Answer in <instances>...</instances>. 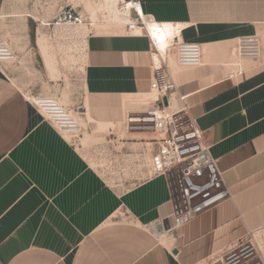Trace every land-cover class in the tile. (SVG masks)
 <instances>
[{
  "label": "crops",
  "instance_id": "crops-1",
  "mask_svg": "<svg viewBox=\"0 0 264 264\" xmlns=\"http://www.w3.org/2000/svg\"><path fill=\"white\" fill-rule=\"evenodd\" d=\"M140 1L170 35L203 46V65L182 69L170 57L169 66L230 198L167 235V245L146 230L170 214L171 190L165 176L141 175L137 151L150 134L125 127L146 104L154 59L149 39L122 21L87 38L77 148L0 66V264H200L264 223V0ZM253 34L262 59L231 72L237 39ZM99 162L140 179L117 188Z\"/></svg>",
  "mask_w": 264,
  "mask_h": 264
},
{
  "label": "built area",
  "instance_id": "built-area-1",
  "mask_svg": "<svg viewBox=\"0 0 264 264\" xmlns=\"http://www.w3.org/2000/svg\"><path fill=\"white\" fill-rule=\"evenodd\" d=\"M120 9L127 18L126 32L145 35L149 39L154 59L150 85L153 97L146 99V104L141 109L129 112L125 127L129 131L150 134L142 139V146L137 151V163L142 177L163 175L169 182L172 206L170 214L146 226V230L160 241L161 235L175 236L180 227L223 203L231 194L224 172L219 168L212 152V143L207 138L206 131L192 117L186 102L187 95L179 92L175 72L169 66L172 54L176 55L182 69L203 65L202 44L182 40L179 37L180 31L172 39L166 37L161 29L151 31L150 25L156 23V20L144 12L140 0H123ZM43 25L58 30L75 25L88 26V23L83 13L66 5ZM77 40L79 46L85 47L82 50L86 52L84 38ZM161 44L165 45V54L159 48ZM235 47L242 58L256 62L262 59L263 40L258 34L239 37ZM17 59L18 55L11 45L0 40V64L15 63ZM237 74L238 72H233L232 76ZM25 98L72 146L77 148L82 144L85 127L77 118L79 106L66 105L56 96L43 93H31ZM109 164L122 174V166L113 162ZM259 238L263 248L259 244ZM240 247V251H237ZM263 256L264 223L205 264H261L252 262L256 257Z\"/></svg>",
  "mask_w": 264,
  "mask_h": 264
},
{
  "label": "rangeland",
  "instance_id": "rangeland-1",
  "mask_svg": "<svg viewBox=\"0 0 264 264\" xmlns=\"http://www.w3.org/2000/svg\"><path fill=\"white\" fill-rule=\"evenodd\" d=\"M120 2L121 0H0V40L10 44L18 55L17 62L0 66L5 68L24 92L54 95L66 105L79 106L84 93L86 52L75 37L90 31L101 32L108 27L119 28L123 21ZM66 5L83 13L88 26L53 30L43 25ZM43 47L50 53L51 69L43 57ZM95 159L100 158L95 156ZM98 166L106 179L120 189L128 188L140 179L139 176L134 179L125 178L123 173L119 174L109 163L99 162ZM240 249L241 247L237 251ZM254 262L264 264V256L256 257L252 263Z\"/></svg>",
  "mask_w": 264,
  "mask_h": 264
},
{
  "label": "bare ground",
  "instance_id": "bare-ground-1",
  "mask_svg": "<svg viewBox=\"0 0 264 264\" xmlns=\"http://www.w3.org/2000/svg\"><path fill=\"white\" fill-rule=\"evenodd\" d=\"M121 1H123V0H121ZM120 4H121V2H120ZM120 4H119V8H120ZM120 12H121L122 15H123V21H124V26H125V24H126V22H127V18H125L124 13H123V11H122L121 9H120ZM45 23H47V21H46ZM91 25L93 26L92 23H91ZM78 26H86V25H75V26H70V27H64V28H61V29H68V28H73V27H78ZM160 29H161V31L164 33V35H165L166 37L171 38V39H172V38L175 36V34L177 33V32H175L174 35H170V34L166 31L164 25H162V23H159L158 21H156V23L150 25V30L153 31V32H155L156 30H160ZM90 32H91V31H90ZM90 32H88V33H84V34H82L81 36H79V37H75V38H84L85 45H87V39H86V37L90 34ZM159 48H160L162 54H165V52H166L165 45H164V44H161ZM202 50H203V46H202ZM42 54H43V57H44L45 60H46V64H47V66L51 69V68H52V61H51V58H50V53L45 49V47H43V49H42ZM156 57H157V56H156ZM170 57H173V58H174V60L176 61L177 65H178L179 68H180V65H179V63H178V61H177V57H176V55H175V54H172V55H170ZM203 57H204V50H203ZM248 62L257 63L256 61H254V60H252V59H249V58H242V57H240V56L238 55L237 50H236V47H235V48L233 49L232 57H231V62H230V65L232 66V68L230 67V68H231V72H232V71H235V70L245 69V68H246V65H247ZM248 64H249V63H248ZM250 64H251V63H250ZM227 66H228V65H227ZM152 97H153V94H152V93H149V94H147V95L144 97V100H145V99H148V98H152ZM57 98H58V97H57ZM58 99L60 100V98H58ZM60 102L63 103L62 100H60ZM77 118H78V120H79V115H78V114H77ZM80 121H81V120H80ZM80 121H79V122H80ZM80 123H81V122H80ZM81 124H82V123H81ZM166 236H167V235H165V234L161 235V236H160V240H163L164 244L167 245V241H165L166 238H167ZM169 236H171V235H169ZM172 237H173V236H172ZM259 244H260V246L263 248L262 240H261L260 238H259ZM203 263L205 264L206 261L203 262Z\"/></svg>",
  "mask_w": 264,
  "mask_h": 264
},
{
  "label": "water",
  "instance_id": "water-1",
  "mask_svg": "<svg viewBox=\"0 0 264 264\" xmlns=\"http://www.w3.org/2000/svg\"><path fill=\"white\" fill-rule=\"evenodd\" d=\"M165 102H166V100H165ZM174 252L177 253V249H175Z\"/></svg>",
  "mask_w": 264,
  "mask_h": 264
}]
</instances>
